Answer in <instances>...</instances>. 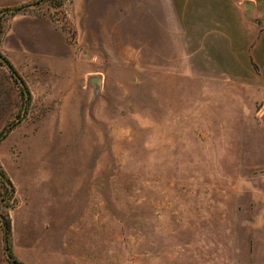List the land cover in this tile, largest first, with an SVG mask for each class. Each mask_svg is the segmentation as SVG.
<instances>
[{"label":"rangeland","instance_id":"obj_1","mask_svg":"<svg viewBox=\"0 0 264 264\" xmlns=\"http://www.w3.org/2000/svg\"><path fill=\"white\" fill-rule=\"evenodd\" d=\"M202 2L0 0V264H264V0Z\"/></svg>","mask_w":264,"mask_h":264},{"label":"crops","instance_id":"obj_2","mask_svg":"<svg viewBox=\"0 0 264 264\" xmlns=\"http://www.w3.org/2000/svg\"><path fill=\"white\" fill-rule=\"evenodd\" d=\"M238 2L239 0H203L200 8L203 7L204 12L207 13L206 15H204V17H211L212 15L216 18L220 17V19H222L220 24H216L217 26L229 27V25L232 24V19L233 16L235 15V12H236V16H239L238 6H237ZM176 3L177 4L180 3V6L176 4L180 8L183 7L182 0H176ZM174 10H178V7L175 8L172 7L171 9H168V11L175 12ZM209 25H211V23ZM229 31L227 30L228 34L230 33ZM227 32L220 31L219 35L227 34ZM231 33H232V29H231Z\"/></svg>","mask_w":264,"mask_h":264},{"label":"trees","instance_id":"obj_3","mask_svg":"<svg viewBox=\"0 0 264 264\" xmlns=\"http://www.w3.org/2000/svg\"><path fill=\"white\" fill-rule=\"evenodd\" d=\"M58 3H60V2H58ZM16 9L19 10V9H21V7L16 8ZM9 68L12 69V67L10 65H9ZM0 183L3 187H6V185L9 186V181H8V179H6L2 170H0ZM9 227H10L9 223H6V226H4V229H3L4 250L6 252L8 262L10 264H22L21 262L16 260L11 253V248H10L9 241H8L9 236H10V228Z\"/></svg>","mask_w":264,"mask_h":264},{"label":"water","instance_id":"obj_4","mask_svg":"<svg viewBox=\"0 0 264 264\" xmlns=\"http://www.w3.org/2000/svg\"><path fill=\"white\" fill-rule=\"evenodd\" d=\"M247 9H249L250 7L249 6H246ZM91 83H93V81H91Z\"/></svg>","mask_w":264,"mask_h":264}]
</instances>
